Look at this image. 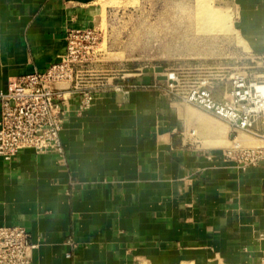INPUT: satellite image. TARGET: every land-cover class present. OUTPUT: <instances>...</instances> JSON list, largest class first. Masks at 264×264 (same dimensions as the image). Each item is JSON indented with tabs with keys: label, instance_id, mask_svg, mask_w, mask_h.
Instances as JSON below:
<instances>
[{
	"label": "crops",
	"instance_id": "obj_1",
	"mask_svg": "<svg viewBox=\"0 0 264 264\" xmlns=\"http://www.w3.org/2000/svg\"><path fill=\"white\" fill-rule=\"evenodd\" d=\"M99 1L0 0V92L58 62L67 31L92 28ZM219 1L264 55V0ZM76 104L64 162L29 150L0 158V227L27 230L31 264H264V163L238 170L202 147L195 113L153 89L106 93L81 113Z\"/></svg>",
	"mask_w": 264,
	"mask_h": 264
},
{
	"label": "built area",
	"instance_id": "obj_2",
	"mask_svg": "<svg viewBox=\"0 0 264 264\" xmlns=\"http://www.w3.org/2000/svg\"><path fill=\"white\" fill-rule=\"evenodd\" d=\"M98 40L94 27L71 28L65 36V52L58 62L44 72L7 81L6 90L0 92V158L11 161L21 151L29 150L35 155H54L64 162L61 131L74 101L75 111L81 113L103 94L145 88L179 99L225 122L230 128L232 147L223 152L224 158L238 170L264 163V145L242 148L237 143L240 131L264 142V75L249 79L232 74L226 79L220 101L214 97L213 81L218 79L200 81L190 75L180 79L164 69L157 73L156 67L145 71L133 69L127 76L106 78L94 69L99 62ZM256 56L264 59V55ZM146 74L152 75L151 82H137ZM160 76L164 79L159 80ZM35 248L24 227H0V264H31Z\"/></svg>",
	"mask_w": 264,
	"mask_h": 264
},
{
	"label": "rangeland",
	"instance_id": "obj_3",
	"mask_svg": "<svg viewBox=\"0 0 264 264\" xmlns=\"http://www.w3.org/2000/svg\"><path fill=\"white\" fill-rule=\"evenodd\" d=\"M202 2L222 14L223 20L209 23L202 15ZM97 6L99 12L92 27L99 38V62L94 69L106 78L160 66L180 79L188 75L200 81L218 79L213 81L215 92H223L232 74L249 79L264 75V59L257 58L244 44L235 30V12L223 1L101 0ZM175 100L203 123V127L189 124L202 147H220L222 152L232 147L230 128L225 122ZM237 138L242 148L264 145L242 131Z\"/></svg>",
	"mask_w": 264,
	"mask_h": 264
},
{
	"label": "bare ground",
	"instance_id": "obj_4",
	"mask_svg": "<svg viewBox=\"0 0 264 264\" xmlns=\"http://www.w3.org/2000/svg\"><path fill=\"white\" fill-rule=\"evenodd\" d=\"M200 5H202L201 6L202 15L204 17L205 16L207 17V20L209 21V23L217 24L218 21L223 20V17L221 16L222 14L220 15V13H218L217 10H216L217 12L212 10L211 6L208 3L202 2ZM167 76H169V75H167Z\"/></svg>",
	"mask_w": 264,
	"mask_h": 264
},
{
	"label": "water",
	"instance_id": "obj_5",
	"mask_svg": "<svg viewBox=\"0 0 264 264\" xmlns=\"http://www.w3.org/2000/svg\"><path fill=\"white\" fill-rule=\"evenodd\" d=\"M155 71H156L157 73H162V72H163V68L160 67V66H158V67L155 68ZM158 79H159V80H163L164 77L160 76V77H158Z\"/></svg>",
	"mask_w": 264,
	"mask_h": 264
}]
</instances>
